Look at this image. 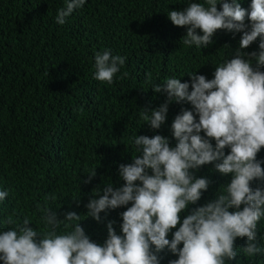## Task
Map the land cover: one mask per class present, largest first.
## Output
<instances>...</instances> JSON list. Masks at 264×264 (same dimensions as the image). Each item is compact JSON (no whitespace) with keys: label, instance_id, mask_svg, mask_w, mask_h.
I'll return each instance as SVG.
<instances>
[{"label":"trees","instance_id":"16d2710c","mask_svg":"<svg viewBox=\"0 0 264 264\" xmlns=\"http://www.w3.org/2000/svg\"><path fill=\"white\" fill-rule=\"evenodd\" d=\"M192 2L205 0H86L60 25L56 15L66 7L65 0H0V191L8 192L0 201V231L16 226L4 223L9 216L17 223L27 217L28 226L43 234L52 227L42 219L47 208L61 220L57 234L72 230L65 224L79 223L91 241L103 245L111 221L122 235L120 213L131 202L101 212L97 221L87 215L88 201L98 199L109 184L114 189L124 184L119 165L142 155L136 136L159 134L174 147L178 141L171 124L176 115L189 110L198 120L190 102L171 100L165 122L151 128L142 113L168 100L166 92H155L153 86L178 78L191 91L189 73L212 79L215 67L234 58L238 49L259 53L264 38L240 49L242 33L220 29L207 46L185 45L188 26H175L168 12L182 11ZM237 2L250 11L251 0ZM244 23L250 30L247 17ZM105 50L125 58L111 84L94 75L95 55ZM210 142L214 148L215 141ZM257 159L264 168V148ZM215 163L189 170L194 178H206L209 186L181 212V222L230 182L232 174H221ZM251 186L264 189V180H253ZM69 211L81 220L64 221ZM177 228L168 233L169 240ZM246 242L236 239L237 257L226 264H264V254L249 258L242 252ZM257 243L264 248V218L257 225ZM158 256L160 264L178 258L167 248Z\"/></svg>","mask_w":264,"mask_h":264},{"label":"clouds","instance_id":"9594fccd","mask_svg":"<svg viewBox=\"0 0 264 264\" xmlns=\"http://www.w3.org/2000/svg\"><path fill=\"white\" fill-rule=\"evenodd\" d=\"M85 2L65 0L66 7L58 10L56 23L63 25L65 18ZM219 2V10L218 0H205L189 3L182 11L168 12L175 26H188L185 45L207 46L220 29L241 32L240 49L249 47L257 37H264V0H251L250 11L237 0ZM245 17L250 21V30H246ZM197 29L202 35L197 34ZM259 49V53L249 54L238 49L234 58L215 67L212 79L189 73L191 91L189 83L178 78L153 86L155 92H166L168 100L157 109L142 113L141 118L151 128L158 129L165 122L171 100L190 102L198 120L189 110L176 115L171 124L178 141L174 147L159 134L136 136L134 143L142 155L135 156L132 163L119 165L124 184L116 189L109 184L98 199L88 201L87 215L97 221L101 220V212L131 202L120 213L122 235L116 233L111 221L103 245L91 241L79 223L65 224L72 230L57 234L61 220L46 208L42 219L46 226L52 227L43 234L28 226L27 217L22 223L12 216L6 219L5 224L16 226L0 231V261L3 264H160L158 253L167 248L178 257L169 264H226L237 257V238H246L242 252L247 257L264 254V248L257 243V225L264 218V189L251 186L253 180H264V168L257 159L264 148V71L260 70L264 66V38ZM252 59L256 67L252 66ZM124 63V57L112 55L109 50L97 53L95 78L111 84ZM210 140L215 141L214 148ZM226 147L230 149L227 154ZM212 162H216L215 168L221 174H232L230 182L216 199L192 209L181 222V212L189 203H196L209 186L206 178H194L189 170ZM149 168L151 174L146 172ZM94 174L93 170L89 176ZM7 196V190L0 191V201ZM63 220L78 222L81 215L69 211ZM173 228L177 230L169 240L168 233Z\"/></svg>","mask_w":264,"mask_h":264}]
</instances>
